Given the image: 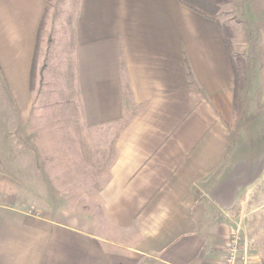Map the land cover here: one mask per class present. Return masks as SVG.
Listing matches in <instances>:
<instances>
[{
    "label": "crops",
    "instance_id": "crops-1",
    "mask_svg": "<svg viewBox=\"0 0 264 264\" xmlns=\"http://www.w3.org/2000/svg\"><path fill=\"white\" fill-rule=\"evenodd\" d=\"M222 26L181 0H0V78L18 123H40L32 66L48 55L69 81L61 128L83 155L63 173L65 192L50 169V205L31 213L11 179L41 185L40 156L31 167L24 153L0 154V264H224L236 227L246 245L264 238L252 236L264 226V174L229 210L200 186L243 137Z\"/></svg>",
    "mask_w": 264,
    "mask_h": 264
},
{
    "label": "rangeland",
    "instance_id": "rangeland-1",
    "mask_svg": "<svg viewBox=\"0 0 264 264\" xmlns=\"http://www.w3.org/2000/svg\"><path fill=\"white\" fill-rule=\"evenodd\" d=\"M216 18L219 23L223 24L224 37L230 45L232 55H240L245 60L248 87L244 112L249 110L250 112L258 113L260 111L264 113V0H238V2L236 0L234 5L222 7ZM48 58L49 56L46 55L44 62L41 60L37 63V68L41 67L45 72L44 78L35 79L31 82V88L41 94L37 97V104L33 113L35 117L39 115L36 119L40 123H18L16 105L5 80L0 78V154L24 153L26 161L31 167L33 155L37 154L41 159V167L38 170L43 171V175H47V177H42L41 185H39L38 178H36L35 184V177L32 176H26L27 178L24 180L21 178L11 179L24 183L23 191L17 193L16 196L24 199L26 203H31L28 206V211L31 213H39L34 209V202L42 206L50 205V178L48 177L50 169L55 173L63 174L67 167L78 165L75 171H79L83 156L80 139L75 137L73 141L71 131L61 128L62 125H65V118L68 121L72 116L66 104L67 92L62 90L63 87L66 89L69 81L56 79L58 78L57 75H60L58 65H55L57 69H52L54 65H51L49 61L47 62ZM57 72L59 73L56 74ZM61 86L62 88H60ZM50 116H54L52 121ZM54 125L58 128L54 129ZM71 157L73 158L72 164L68 161ZM37 163L39 164V161ZM10 164L17 166L16 162ZM52 181L54 186L63 192L69 185V180L64 174L57 179H52ZM35 189L37 191L34 193ZM258 189H260L261 194L264 193V178ZM38 196H41L42 200H38ZM237 228L240 229L244 248L249 254L252 264H256L252 256H259L260 254L264 256V238L255 240L253 237V246L246 245V242L250 243V239L247 234L246 236L243 235L244 232L241 228L236 227L235 229ZM259 233L264 235V226L255 227L252 236L259 237ZM255 259L257 258L255 257Z\"/></svg>",
    "mask_w": 264,
    "mask_h": 264
},
{
    "label": "water",
    "instance_id": "water-1",
    "mask_svg": "<svg viewBox=\"0 0 264 264\" xmlns=\"http://www.w3.org/2000/svg\"><path fill=\"white\" fill-rule=\"evenodd\" d=\"M242 129L243 137L227 170L223 173L222 167L212 179L200 184L206 195L224 210L233 208L264 174V113L246 110Z\"/></svg>",
    "mask_w": 264,
    "mask_h": 264
},
{
    "label": "trees",
    "instance_id": "trees-1",
    "mask_svg": "<svg viewBox=\"0 0 264 264\" xmlns=\"http://www.w3.org/2000/svg\"><path fill=\"white\" fill-rule=\"evenodd\" d=\"M184 4L199 12L203 16L208 19L215 20L220 8L227 4H233L236 0H181ZM46 18L43 19L40 29H39V38L37 43V52L40 48V44L42 43V36L45 29ZM227 44V50L229 51L230 57L232 59V63L234 66L235 72V106H234V115L235 120H240L243 116L245 100H246V89L248 87V76H247V68L245 64V60L240 55L233 56L230 50V45L228 41L225 39ZM36 56V55H35ZM37 67L36 57L33 62L32 71L33 77L35 73V69ZM32 77V81L35 79Z\"/></svg>",
    "mask_w": 264,
    "mask_h": 264
},
{
    "label": "built area",
    "instance_id": "built-area-1",
    "mask_svg": "<svg viewBox=\"0 0 264 264\" xmlns=\"http://www.w3.org/2000/svg\"><path fill=\"white\" fill-rule=\"evenodd\" d=\"M224 264H252L243 246L242 235L238 228L232 230L229 235Z\"/></svg>",
    "mask_w": 264,
    "mask_h": 264
}]
</instances>
